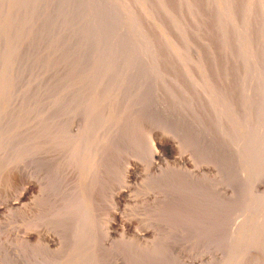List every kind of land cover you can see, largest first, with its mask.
Masks as SVG:
<instances>
[{
  "label": "rangeland",
  "instance_id": "1",
  "mask_svg": "<svg viewBox=\"0 0 264 264\" xmlns=\"http://www.w3.org/2000/svg\"><path fill=\"white\" fill-rule=\"evenodd\" d=\"M190 1L0 0V264H231L249 219L257 242L264 0Z\"/></svg>",
  "mask_w": 264,
  "mask_h": 264
},
{
  "label": "bare ground",
  "instance_id": "2",
  "mask_svg": "<svg viewBox=\"0 0 264 264\" xmlns=\"http://www.w3.org/2000/svg\"><path fill=\"white\" fill-rule=\"evenodd\" d=\"M121 1H123V0H121ZM187 1V0H186ZM190 1V0H189ZM197 1V0H196ZM156 2L158 3L159 2V0H156ZM191 2H193V1H190V3ZM116 3V2H115ZM137 3V2H136ZM171 3H173V1L171 2ZM176 3V1L174 2V4ZM189 3V5H191ZM195 3V2H194ZM198 3V2H197ZM16 4V3H15ZM245 4V3H244ZM243 4V5H244ZM201 5H203L202 3H201ZM172 6V5H171ZM196 6V5H195ZM209 6H211V5H209ZM248 6V5H247ZM247 6H243L242 8H245V11H246V7ZM127 8L126 9H129V11H132L133 9H134V7H136V4H135V2L133 3V6H132V4H127V6H126ZM175 7V6H174ZM257 7V6H256ZM158 8V7H157ZM160 13H161V15H163L162 14V12H164V14L166 13V15H168V18H170V19H174V18H176L174 15H173V12H171L170 10L172 9L170 6L168 7V8H166V7H161L160 6ZM177 9L179 8V10H180V7H176ZM198 8H199V6H198ZM201 8V7H200ZM203 8V7H202ZM213 8V7H212ZM240 9L241 11L243 10V9ZM174 10H175V8H173ZM158 10V9H157ZM126 11V10H125ZM155 11H156V9H155ZM154 11V12H155ZM159 11V10H158ZM176 11V10H175ZM178 11V10H177ZM203 11V10H202ZM244 11V10H243ZM242 11V12H243ZM200 12V11H199ZM155 13H157V12H155ZM127 14V13H126ZM132 14H133V16H134V11L132 12ZM149 14V13H148ZM147 14V15H148ZM154 14V13H153ZM180 14V13H179ZM201 14H202V12H201ZM124 15H125V12H124ZM129 15V14H128ZM146 15V14H145ZM161 15H158V16H161ZM135 16H137L136 15V13H135ZM139 16V15H138ZM151 16H152V14H149L147 17H142V18H144V20H143V25H144V27L145 28H142V30H153V31H159L158 30V28H160V23L161 22H163L162 20H161V22H159V20L160 19H162V18H158V19H156L158 16L156 15V17L155 16H153V19H151ZM181 16V15H180ZM124 17V16H123ZM126 17V16H125ZM128 17H131L132 18V15L131 16H128ZM141 17V16H140ZM162 17V16H161ZM179 17V16H178ZM134 18V17H133ZM138 18V17H137ZM181 18V17H180ZM179 18V19H180ZM235 18V17H234ZM189 19V18H188ZM3 20V19H2ZM166 20V19H165ZM169 20V19H168ZM172 20H170V21H172ZM141 22H142V20H140ZM170 21H169V23H170ZM133 22H135V21H133ZM174 22V21H173ZM130 24V23H129ZM138 24V23H137ZM140 24H142V23H140ZM164 24V23H163ZM171 25H172V22L170 23ZM187 24L188 23H186V26H187ZM207 25V24H206ZM136 26V25H135ZM159 26V27H158ZM189 26H191V25H189ZM193 26V25H192ZM191 26V27H192ZM203 26H205V24L203 23ZM133 27V26H132ZM245 27H247V26H245ZM244 27V30L246 29ZM135 28V27H134ZM161 28H163V26L161 27ZM189 28V27H188ZM141 29V28H140ZM144 30V31H145ZM164 30H165V28H164ZM168 30V29H167ZM188 30V29H187ZM206 30V29H205ZM249 30V29H248ZM248 30H246V32H248ZM138 31V30H137ZM152 32V31H151ZM168 32V31H167ZM207 34L206 35H208V31L206 32ZM139 34V36H140V33H138ZM143 34H144V32H143ZM204 35V37H207V36H205V33H203ZM210 35V34H209ZM137 36V35H136ZM142 36V35H141ZM202 36V37H203ZM245 36V35H244ZM256 36V35H255ZM135 37V36H134ZM259 37V36H258ZM19 38V37H18ZM246 38V37H245ZM20 39V38H19ZM22 39V38H21ZM208 40H209V38H207ZM253 39H255L256 40V38H253ZM23 40V39H22ZM21 40V41H22ZM201 40V39H200ZM211 40H212V38H211ZM211 40H209V41H211ZM254 40V41H255ZM259 40V39H258ZM257 40V41H258ZM138 41H139V39H138ZM202 41H204V43H203V46L202 47H204V49H205V47H207V43H209V42H207L206 43V40H205V38H203L202 39ZM251 41H253V40H250V42ZM216 42H213L212 44H215ZM242 43H245V42H242ZM251 44V43H250ZM257 44V43H256ZM210 46H211V44H209ZM216 45V44H215ZM215 45H212V47H214ZM242 45V44H241ZM245 45H247V44H245ZM116 46V45H115ZM136 46V45H135ZM134 47V46H133ZM138 47V46H137ZM244 47V46H243ZM254 47H255V45H254ZM245 48V47H244ZM250 48V47H249ZM203 49V50H204ZM213 49V48H212ZM215 49H216V47H215ZM219 49V48H218ZM202 53V52H201ZM210 53V52H209ZM213 54V52L211 51V55ZM234 54V53H233ZM232 54V55H233ZM236 54V53H235ZM238 54V53H237ZM134 55V54H133ZM105 71V70H104ZM104 73V72H103ZM130 76H131V74H130ZM14 82V81H13ZM10 83V82H9ZM111 84V83H110ZM7 85V84H6ZM111 86V85H110ZM247 90H248V87H247ZM261 97V96H260ZM258 100H259V98H258ZM110 103V102H109ZM221 104V103H220ZM243 104V103H242ZM238 105V104H237ZM256 105V104H255ZM234 106V105H233ZM257 106V105H256ZM250 116H251V114H250ZM254 117V116H253ZM258 117V116H257ZM250 118V117H249ZM259 119V118H258ZM255 123H258V122H255ZM95 124V123H94ZM93 131V130H92ZM93 134H94V132H93ZM96 139H97V137H96ZM258 140V139H257ZM105 144H107V143H105ZM91 149V148H90ZM89 151V150H88ZM91 151V150H90ZM91 153V152H90ZM103 153V152H102ZM98 154H100V153H98ZM91 156V155H90ZM88 158V157H87ZM92 159H93V157H92ZM97 159V158H96ZM86 161V160H85ZM98 161V160H97ZM102 161V160H101ZM94 161H92V163H93ZM95 164L96 165H98L99 163H96L95 162ZM94 166V167H93ZM81 167V166H80ZM92 167H93V170H96V166L93 164L92 165ZM102 167V166H101ZM87 168V167H86ZM90 168V167H89ZM257 168V167H256ZM249 169H251V168H249ZM96 171H98V170H96ZM94 172V171H93ZM94 174V173H93ZM252 174H254V172L252 173ZM251 175V174H250ZM249 175V176H250ZM91 189V188H90ZM85 190V189H84ZM24 197H26V192H24V194H22L21 195V197H20V201H22L21 199H23ZM263 203V202H262ZM87 208V207H86ZM240 208V207H239ZM259 209V208H258ZM257 210V209H256ZM262 210V209H261ZM264 210V209H263ZM215 211V210H214ZM90 212V211H89ZM217 212V211H216ZM258 212V211H257ZM262 213V212H261ZM241 214H243V213H241ZM254 214V213H253ZM264 214V213H263ZM257 215V214H256ZM245 216V215H244ZM251 218V217H250ZM245 220V219H244ZM252 220H247V222H240V223H238L237 225H236V227H234V228H236V229H234V233H233V247H234V249L232 248V250H234V253H236V254H239L240 253V258H239V256H235V257H238V259H240L241 261H236V260H234L231 264H264V220L260 223V227L259 228H263L262 230H263V232H262V234H261V236L259 237V239L257 240V242L255 243V241H250L249 239H251L252 237H254V236H250L249 234H250V231H246L247 230V228L248 227H250V225H251V222ZM93 225V224H92ZM259 226V225H258ZM258 226H256V228L254 227V229H257V227ZM260 229V230H261ZM254 232V231H253ZM257 232H258V230H257ZM252 233V232H251ZM256 233V232H255ZM255 233H253V235L255 234ZM259 235V234H258ZM258 235H257V237H258ZM246 236H250V238L248 239L249 241H247L246 242V244H245V239H247L246 238ZM256 236V235H255ZM256 237V238H257ZM252 240V239H251ZM244 245V246H243ZM244 247V248H243ZM142 248V247H141ZM88 250V249H87ZM83 255V254H82ZM234 259V258H233ZM232 259V260H233ZM237 259V258H236ZM228 263V262H227Z\"/></svg>",
  "mask_w": 264,
  "mask_h": 264
}]
</instances>
